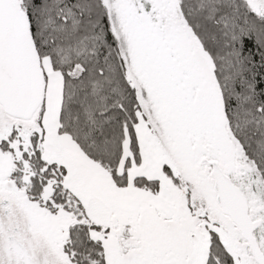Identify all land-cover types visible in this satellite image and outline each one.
<instances>
[{"label":"snow or ice","instance_id":"snow-or-ice-1","mask_svg":"<svg viewBox=\"0 0 264 264\" xmlns=\"http://www.w3.org/2000/svg\"><path fill=\"white\" fill-rule=\"evenodd\" d=\"M0 264H264V0H0Z\"/></svg>","mask_w":264,"mask_h":264}]
</instances>
